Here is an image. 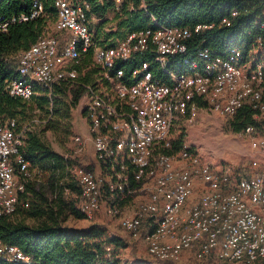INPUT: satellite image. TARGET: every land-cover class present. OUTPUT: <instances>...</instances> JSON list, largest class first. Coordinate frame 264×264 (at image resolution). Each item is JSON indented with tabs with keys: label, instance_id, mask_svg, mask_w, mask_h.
Listing matches in <instances>:
<instances>
[{
	"label": "built area",
	"instance_id": "obj_1",
	"mask_svg": "<svg viewBox=\"0 0 264 264\" xmlns=\"http://www.w3.org/2000/svg\"><path fill=\"white\" fill-rule=\"evenodd\" d=\"M113 1L120 10L130 0ZM55 6V25L66 36H42L22 51L17 75L6 89L12 96L30 99L37 85L48 94L58 83L73 86L78 72L65 69L66 62H77L82 53L93 51L101 77L112 84L115 98L84 83L83 110L89 136L75 137V153L91 142L98 161L113 172L103 175L80 165L73 168L80 190L78 209L88 219L103 208L118 214V201L132 189L127 173L132 166L135 182L153 179L151 195L136 216L122 217L120 224L139 236L145 217L154 220V228L144 233L151 256L178 261L184 252L192 251L197 260L264 264V168L253 176L235 178L230 169L214 168L187 140L177 155L166 153L173 146L175 124L182 120L194 123L203 105L223 116H233L249 105L256 117L264 118V52L255 49L245 60L238 47L222 56L200 45L192 53L193 36L213 25L198 24L193 29L169 26L155 17V27L135 31L116 45L101 46L92 35L88 3L55 0ZM130 8H134L132 2ZM43 12L42 2L32 0L28 13L0 16V33H7L17 22L38 19ZM223 22L229 24L227 19ZM149 52L169 82L161 81L147 60L126 74L121 64ZM244 132L251 137L253 148L264 150V129L260 133L259 127L249 125ZM25 145V129L18 130L15 120L0 125V218L13 214L20 205L28 206L21 196L28 183L41 181V171L27 159ZM178 158L184 167L176 166ZM253 164L258 166V161ZM197 180L204 182L206 189L189 203ZM107 256H111V247ZM0 259L33 264L19 246L1 241Z\"/></svg>",
	"mask_w": 264,
	"mask_h": 264
},
{
	"label": "trees",
	"instance_id": "obj_2",
	"mask_svg": "<svg viewBox=\"0 0 264 264\" xmlns=\"http://www.w3.org/2000/svg\"><path fill=\"white\" fill-rule=\"evenodd\" d=\"M40 1L44 7L41 17L17 22L7 33H0V125L15 120L18 130L25 129V155L32 167L38 168L42 174L41 182L28 183L26 192L21 196L29 205H20L13 214L0 218V241L19 246L32 258L33 264H120L119 255L125 248L120 237L112 235L107 228L98 224L85 229H73L65 225L70 216L87 218L73 200L68 201L65 197L68 190L71 194L80 192L73 173L77 164L73 163L74 158L55 150L40 132L29 125L36 103L46 110V123L71 120L73 108L85 93L86 82L78 79L73 86L66 82L58 83L51 96L37 85L36 93L30 99L12 96L6 89L17 75L19 54L40 37L48 35V28L57 21L55 0ZM75 1L90 5V19H105L113 11L123 13L119 23L121 35L105 34L106 40H112L114 35L120 39L115 43H101L106 40L100 38L96 42L101 46L116 45L135 31L155 27V17L158 23L169 26L193 29L198 24L213 25L193 36L190 42L192 53L200 45L222 56L232 47H238L245 60L255 49L264 52V0H130L123 3L120 10H116L113 0ZM130 2L134 5L133 9L130 8ZM31 5L32 0H0V16L28 13ZM224 19L229 24L224 23ZM145 60L151 62V69L161 81L169 82L154 62L151 52L144 57L135 56L121 65L130 75ZM255 115V110L249 105L240 108L235 114L236 129L257 126ZM183 142L181 140L180 148ZM166 153L175 154L176 146L173 144ZM101 165L103 175L113 172L103 162ZM116 169L121 170L119 163H116ZM127 173L132 179V166ZM27 220H34V223H28ZM108 247H111V256H107ZM0 264L11 263L0 259Z\"/></svg>",
	"mask_w": 264,
	"mask_h": 264
},
{
	"label": "rangeland",
	"instance_id": "obj_3",
	"mask_svg": "<svg viewBox=\"0 0 264 264\" xmlns=\"http://www.w3.org/2000/svg\"><path fill=\"white\" fill-rule=\"evenodd\" d=\"M122 17L123 13L113 11L105 19L91 18L90 27L95 41H99L100 38L102 40H106L105 34L109 33H118V35H121L122 31L119 27V23L122 20ZM48 34L56 35L59 38L66 36L57 28L55 24L48 28ZM116 36L117 35H114V38H111L112 40L100 42L115 43L120 39ZM92 68L95 69L94 65H92ZM49 96H51V94H49ZM81 104L79 102L76 107L73 108L71 120H56L54 122L50 121L46 123V110L43 109L41 105L36 103L29 125H31V128L35 131L40 132L43 139L46 140L54 149L67 154V157L69 156L74 158V164L90 169L87 162H90V156L93 152V144L91 142H87L84 150L81 153H78L79 155L75 153V137L89 136V133L86 131V128L88 130V124L84 119V108H82L83 106ZM254 119L255 122H257L259 132L261 133L264 129V118L261 116L256 117L255 115ZM235 120V115L223 116L220 113L208 108L206 105H203L194 123L187 124L182 120L175 124V127L173 128V144L176 146L175 154L177 155L180 151L181 140H187L190 144L197 148L202 157L206 161L210 162L214 168L218 170L230 169V172L235 178H238L239 174L245 175L244 173L246 170H249L250 167H257V169H259L260 166L263 165V162L261 161L262 158L259 157V151L264 150L252 147L251 137L244 132V129H236L237 125L235 124ZM178 160H180V158H178ZM254 161H258V166L253 164ZM38 182L40 183L41 181ZM65 197L68 201L73 200L78 207L79 194H71L68 190ZM119 210H133V208H129L125 205L123 208L119 207ZM122 215L124 214L119 215L118 213L116 215H112L107 212L103 216H98V220L96 219V222H99L98 225L105 228H107L105 224L108 226L110 225L109 227L111 233L113 232L130 237V233L125 231L120 224ZM27 222L34 223V220H27ZM94 224L97 223H95L93 219H81L75 216H70L65 222L66 226L73 229H85ZM146 249V247H141V251H139L138 254L135 250L132 251L134 257L131 253H129L131 252L130 250L129 252L127 251L125 255L127 258L130 257L132 259L136 256L137 258L142 257V259L146 261L149 259L147 261L148 264H224L215 263L214 260L211 259L197 260L194 252L192 251L185 252L178 261H162L153 258L151 255H147L148 253H145Z\"/></svg>",
	"mask_w": 264,
	"mask_h": 264
},
{
	"label": "crops",
	"instance_id": "obj_4",
	"mask_svg": "<svg viewBox=\"0 0 264 264\" xmlns=\"http://www.w3.org/2000/svg\"><path fill=\"white\" fill-rule=\"evenodd\" d=\"M92 65H94L95 69L92 68ZM95 65L96 64L94 62L93 51L90 50L87 53H82L77 62L76 61H67L66 65H65V69L76 70L78 72L79 80H82L86 83H91V84L95 85L98 89H100L102 92H104L105 94L111 96L112 98H115V93H114L112 84L110 82L104 80L101 77V70L98 66L96 67ZM79 102H80V104L82 103L81 105L84 107L85 93L82 94ZM84 116H85V112H84ZM84 119L86 120V123L88 124V130L86 128V131L89 133V122L87 121L86 116L84 117ZM172 136H173V133H172ZM259 152H260L259 157L262 158L261 161L263 162V165H261L259 169H257V167L256 168L250 167L249 170H246V172L244 173L245 175L239 174V177L253 176V175L259 173L264 168V151H259ZM60 153H62V152H60ZM64 155L67 157V154H64ZM77 155H79V154H77ZM87 163L89 164L90 169H92L93 171H95V172L101 171L102 172V165L96 157L94 147H93V152L90 156V162H87ZM176 166L181 168V167L185 166V163L183 160H176ZM131 184H133L132 189L124 198L119 200L118 205L121 208H123V206L126 205L129 208H133V210H125V211L119 210V215L124 214L121 216V218L125 217V216L133 217L139 213L140 205L142 203H144L145 201H148L150 198L151 186L153 184V179H151L150 177H145L143 181L135 182L132 178ZM205 189H206V184L204 182H202L201 180H197L196 186H195V191H194L193 195L189 198L188 202L191 203L193 201H196ZM125 212L128 214H126ZM106 213H107V210L105 208H103L102 210H100L95 215V217L93 218V221L98 224L99 222H96V219L98 220V216H100V215L103 216ZM105 225L107 226V228L109 229V232H110V227H109L110 225L109 226L107 224H105ZM154 226H155L154 220L152 218L145 217L144 231H143V234H141L139 236H133L132 234H130V237H128L127 235L123 236L120 234L110 232L112 235L120 237L125 243V248L121 250V254L119 255V258L121 260L120 264H148L147 261L149 259H147V261H146V260H143L142 257L137 258V256H136L135 258H133L135 260H133L130 257L127 258L125 253L127 251L129 252V250H130L131 252H129V253H131L132 256L134 257V254L132 253V251L135 250V252L138 254V252L141 251V247L147 248V243L144 239V233H145V231L154 228ZM147 251H148V248L146 249L145 253L146 254L148 253L147 255H150L149 252H147ZM186 252H188V251H186ZM236 264H242V263H236Z\"/></svg>",
	"mask_w": 264,
	"mask_h": 264
}]
</instances>
